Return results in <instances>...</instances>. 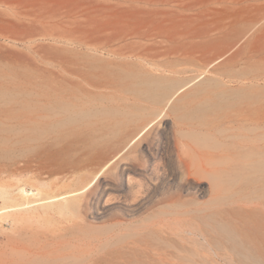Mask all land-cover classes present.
<instances>
[{"label": "rangeland", "instance_id": "374dc122", "mask_svg": "<svg viewBox=\"0 0 264 264\" xmlns=\"http://www.w3.org/2000/svg\"><path fill=\"white\" fill-rule=\"evenodd\" d=\"M9 1L0 0V11L7 16L0 15V91L16 94L27 81L44 78L73 88L83 106L74 123L59 130L58 143L38 140L12 147L7 156L0 152V167L6 169L0 172V264H27L29 261L30 264H229L216 257L209 243L208 237L218 235L217 223L205 218L215 211L211 208L215 192L227 195L229 190L218 179L187 177L178 158L181 155L180 158L197 163L205 152L221 153L220 145L227 144L226 137L234 128L230 120L237 115L256 118L264 114V39H259L262 43L257 39L254 44L260 36L251 34L248 44L252 49L248 44H237L241 50L233 45L224 50L225 53L213 54V61L205 63L202 62L206 58L202 55L204 51H199L200 57L196 51L198 59L195 51L189 54V50L188 54L183 50L175 57L167 56L168 51L164 49L168 46L163 45L166 42L169 46L176 44L167 37L140 38L133 33L134 38L131 37L122 28L124 22L135 26L134 32L147 30L149 34L155 33L154 25L148 24L146 28V20L120 11L116 7L117 0H70L67 2L70 6L67 0H51L49 5L46 0H25L26 4L23 0ZM57 1L58 4L65 2L60 3V7ZM158 1L162 6L154 7L153 21L157 18L154 23L165 19L159 26L166 24V29L175 31V23L181 26L182 15L188 13H179V17L169 13L181 11L190 0ZM194 1L208 9L201 19L202 22L206 17L208 22L200 24H214L215 27L210 28L230 24L236 15L238 19L235 17L232 21H241L238 27H242L247 17L241 10L227 8L232 0ZM253 3L263 4L264 1ZM64 4L76 13L74 11L73 15V10L63 9ZM41 5L45 9H41ZM135 5L142 7V3ZM171 8L173 11L169 10ZM27 9L29 12L33 9L31 17ZM217 9L223 18L225 12L227 17H219ZM48 10H52L53 15L58 14V20ZM158 10L162 13L157 14ZM162 10L170 11L169 15ZM226 10L234 16H229ZM83 11H92L94 16ZM253 11L252 15L257 10ZM166 16L168 19L163 18ZM151 17L148 21L152 23ZM64 20H70L68 25L64 22L69 27L58 24ZM139 20L143 25H138ZM74 22L77 27L71 24ZM169 23L172 24L167 28ZM31 26L34 28L27 31ZM35 28L39 33L33 32ZM50 28L56 31L53 33ZM122 30L124 34L121 35ZM52 34H56V38ZM140 42L145 44L144 49ZM155 43L157 48L152 51ZM148 46H152L151 49ZM159 51H164L165 55ZM190 55L194 57L191 59ZM182 56H187L186 60ZM147 77L174 82L176 89L182 87L183 91L177 92L171 102L159 110L152 104L137 102L139 97L129 91L119 93L116 90L133 85L141 87ZM121 101L136 102L137 107L111 110L116 104H122ZM21 164H26L25 169L15 170L16 166L22 167ZM19 187L25 190L26 198L19 195ZM49 196H57L61 201H56L58 198L48 200ZM75 198L84 199L85 203L76 210L58 213L57 203L65 204L66 200ZM192 200L197 202L196 206L190 204ZM182 203L183 206H178ZM187 210L190 214L185 219L175 215ZM234 221L240 222L239 219ZM46 234L65 247V251H61L63 255L36 260L23 258L16 251L25 239H41Z\"/></svg>", "mask_w": 264, "mask_h": 264}, {"label": "bare ground", "instance_id": "6f19581e", "mask_svg": "<svg viewBox=\"0 0 264 264\" xmlns=\"http://www.w3.org/2000/svg\"><path fill=\"white\" fill-rule=\"evenodd\" d=\"M7 1H9V0H7ZM26 1H28V0H26ZM40 1H42V0H40ZM46 1H48L47 2L48 5L50 2H52L51 0H46ZM58 1H57V4H58ZM65 1H63V2H65ZM69 1L70 0H67L66 3ZM117 1L118 2H117L116 7H119L120 11L122 10L125 13L126 12H130L131 14L133 13V15H135L134 17L138 16L141 18L142 21H143V19L146 20L144 23V25H146V28L148 27V24L154 25L152 27V30H155V33L149 34L148 33L149 31L147 32V30H145L146 28L145 29L143 28L145 31L136 30V32H134L133 30H135L137 28L134 29L135 26L133 27L130 24V22L129 23L124 22L123 24H121L122 28L124 29V31L129 32L131 34V37H133L134 35H135L134 37L138 36L140 38H142L143 36L144 37L145 36L146 37L147 36H151V37L153 36L154 39L167 37L169 41L176 43L175 45L169 46L168 45L169 43L167 45H165L167 42L165 43V41H163L165 43L163 46H165V48L168 46V48L164 49L165 51L166 50L168 51V52H166V54H168L167 56L172 54L173 57H175V55H178L183 50H187V54H188V50H189L190 52L195 51L193 53H195L194 56L196 57V51H198V53H199V51H204V53H206V52L207 53L202 54L203 56L205 55V57H206L205 59H203L205 61H202V62L206 63V62H211L213 54L215 56L220 55L221 52H223L224 50L226 51V49L229 50L231 47H233V45L235 47L237 44H240V43L241 44H248L249 41L252 40V39H250V38H252L251 34H256V35L260 36L259 38L256 37L254 44H256L257 39H258L259 43H262L261 41H263V39H264V3L263 4H254L253 3V2L261 3L264 0H241V2H239L237 0H232L231 2H229L230 6H227V8H229L231 10L232 9L233 10L238 9V10L242 11L241 13H243V14L246 13L247 17L244 19V21L242 20L243 21L242 27H238L239 26L238 24L241 22V21H237L238 15L234 16V13H232L236 10L232 11L231 12L232 14L229 13V10H226V11H228L227 13H229V16L230 15L234 16V17L232 16L233 19H235V17L237 18L235 20V22H233L232 21L233 19H232L230 24L228 23L230 21H228L227 20L228 18H227L226 21H228V22L224 23V24L228 23L227 25H223V26L219 25L221 27L217 26V28H212V27L210 28L209 26H213L214 24L212 25L210 23L211 25L207 26L206 24L208 22V19L206 20L205 16H204L205 20L207 21L206 24H204V23L200 24L201 19H204L202 16L205 15V13H206V11H208V9H206L203 4H199L194 0H190L189 2L187 1L186 4L183 5L182 10L177 11V13L173 14L170 11L164 10V11H167V14L170 12L169 14L172 16H175V17H179V15H178L179 13L180 14L183 12L188 13L185 15L181 14L182 17L184 16L183 21H182L183 23L181 26L178 25L177 23H175V25L173 27L176 29H178V27L179 28L182 27V29L180 28V30H182L181 32H179V29H178V32H175L176 29H175V31L173 30V32H172L171 28H169V29H171V32H169L170 30L165 28L166 24L163 23L165 27L163 25H162L163 27H161V25L159 26L160 22L154 23L157 19L156 18L155 21H153L155 18L153 16V15H155L154 11H153L154 7H156V9H158L157 7L162 6L161 2L158 0H154V1L153 0H117ZM171 1H173V0H171ZM9 2H11V0ZM9 2H8V4H9ZM24 2H25V0H23V3ZM34 2H32V3H34ZM63 2L60 1L59 4L63 3ZM89 2H91V1H89ZM169 2H170V0H169ZM20 3H21V1H20ZM26 3H24V4H26ZM38 3H39V1H38ZM55 3H51V4H55ZM139 3H142V7H140V6L138 7L137 5H135V4H139ZM24 4H23V7H24ZM67 4L69 5V3H67ZM164 4L166 5V3H164ZM211 4H213V3H211ZM36 5L37 4H35L34 6L36 7ZM107 5H108V3H107ZM114 5H116V4H114ZM178 5H180V4H178ZM227 5H229V4H227ZM238 5H239V7H235ZM13 6L14 5H12V7ZM56 6L51 5V7H56ZM64 6H66V5L64 4L62 7H64ZM71 6L73 7V5H71ZM102 6H105V5L103 4ZM174 6H176V5L174 4ZM20 7H22V5ZM43 8H44V5H43ZM43 8L41 5V9H43ZM65 8H67V6L64 7L63 9H65ZM80 8H79V10H80ZM114 8H115V6H114ZM164 8L166 9V7H164ZM30 9H31V7H30ZM53 9H55V8H52V10ZM67 9L70 10L71 8L68 7ZM104 9H106V8H104ZM110 9H112V7ZM167 9H168V7H167ZM211 9H213V6ZM253 9L254 10L256 9L258 11V12L256 11L257 13L255 12L254 15H252V13H250L251 11L254 12ZM27 10L29 12V9H27ZM32 10H30V12H29L30 17L33 14L32 13L30 15ZM52 10L51 11L48 10L50 12V13L49 12L48 13L51 14ZM69 10H67V11H69ZM71 10H73V8ZM71 10H70V12H71ZM77 10H78V8H77ZM106 10H103V11H106ZM169 10L173 11L172 8ZM213 10L215 11V9H213ZM5 11H7V10L5 9ZM41 11L45 13V10L44 11L41 10ZM74 11L76 13V10H73V13H72L73 15H74ZM113 11H114V9H113ZM116 11H117V9H116ZM159 11L160 10H158L157 14L162 13V12L159 13ZM223 11H225V7H224V10H222V12ZM18 12H20V11H18ZM59 12H61V11L59 10ZM83 12H86V13L88 12V15H91L93 13L92 11L91 12L90 11H83ZM174 12H176V9ZM217 12H219L218 9H217ZM217 12H216V14H217ZM1 13L2 12L0 11V15L4 14V16H5V17L3 16L4 18L7 17L5 13H2V14ZM77 13H80V12L77 11ZM104 13H102V14H104ZM209 13L208 14L211 16V11ZM225 13L223 14L224 18L227 17V15ZM8 14H10L12 16V14L10 12ZM53 14H51L52 17L54 16L53 18H55L56 15H58V14H56V15H53ZM26 15H28V14H26ZM80 15L82 16V14H80ZM85 15L86 14L84 13L83 16H85ZM96 15H97V13H96ZM96 15H95V17H96ZM140 15H142V16H140ZM143 15H145V16H143ZM218 15H220V12L218 13ZM218 15H216V17ZM91 16H94V15H91ZM150 16H152L151 18H153L152 23L148 21V20H150L149 19ZM162 16H163V14H162ZM172 16H169V17H172ZM221 16H222V14L219 17H221ZM24 17H25V15H24ZM34 17H32V18H34ZM58 17L59 16H57L56 19ZM167 17L168 16L163 17V18H167ZM213 17H214V15H213ZM216 17H214V18H216ZM243 17H245V15H243ZM4 18H2V19H4ZM47 18L49 19V16H47ZM60 18H62V17L60 16ZM160 18H161V16H160ZM172 18H174V17H172ZM172 18H170V19H172ZM207 18H209V16H207ZM222 18H223V16H222ZM9 19H10V17H9ZM41 19L44 20V18H41ZM159 19H158V21H160ZM50 20H52V19H50ZM53 20L55 21V19H53ZM82 20H85V19L82 18ZM134 20H135V18H134ZM136 20H137V18H136ZM164 20L165 19H162V22ZM169 20H166V21H169ZM205 20H203V21L205 22ZM209 20L212 21V18ZM79 21H78V23H79ZM85 21H87V19ZM85 21H83V23ZM92 21H93V23H95L94 20H92ZM217 21H219V20H217ZM220 21H222V19ZM64 22L65 23L68 22L67 23V25H68L70 20H68L67 22H66V20H64L63 22H59L58 24L63 23L65 26H67ZM88 22H89V20H88ZM88 22H87V24L92 23V22H89V23ZM170 22H172V21H170ZM76 23H77V21H76ZM138 23H137L138 25H141V24L143 25V23L140 20ZM179 23H181V21ZM214 23H216V20ZM71 24H73V26H74L75 22L71 23ZM71 24H70V26L72 27ZM84 24H86V23H84ZM170 24H172V23H169L167 25V28H168V26H170ZM38 25H40V24H38ZM138 25H137V27H138ZM21 26L22 25H19L18 27H21ZM40 26H42V25H40ZM61 26H62V24H61ZM75 26H76V24H75ZM78 26H79V24H78ZM3 27H5V26L3 25ZM8 27H10V26L8 25ZM18 27H17V29H18ZM67 27H69V26H67ZM213 27H215V26H213ZM10 28H12V27H10ZM31 28H34V26L33 27L31 26L29 28L27 27V31H29L28 29H31ZM47 28H46V30H47ZM21 29H23V27H21ZM50 29H52V28H50ZM83 29L85 30L86 28H84V26H83ZM148 29L150 30V28H148ZM37 30H39V29L35 28V30L33 32H35ZM64 30H63V32H64ZM71 30H70V32H71ZM55 31L53 30V33ZM37 32L39 33V31H37ZM40 32H41V30H40ZM47 32H49V31H47ZM122 32H123V30L121 31V35H122ZM65 33H66V31H65ZM67 33H68V31H67ZM132 33L134 34L133 36H132ZM172 33H174V34H172ZM23 34H24V32H23ZM29 34H27V35H29ZM49 34H51V33H49ZM49 34H47V35L49 36ZM56 34H52V35L56 38V36H55ZM123 34H124V32H123ZM21 35H22V33H21ZM33 35H34V33H33ZM33 35L32 36L29 35V36L33 37ZM47 35H46V37H47L46 39H48ZM52 35H50V36H52ZM57 35L61 36L62 34H57ZM63 35H64V33H63ZM125 35L127 36L129 34L126 33ZM73 36H74V34H73ZM73 36H72V38H73ZM37 37H36V39H37ZM65 37L68 38V36H66V35H65ZM69 37H71V35H69ZM61 38H64V37L62 36ZM254 38H253V41H254ZM30 39H32V38H30ZM148 39H145V40H148ZM67 40H69V39H67ZM181 40H183V42H180ZM136 42H137V40H136ZM161 42L162 41H160V43ZM157 43L159 46H161L159 44V42H157ZM157 43H155V45H153L154 48H152V51H154V49L157 48ZM152 44L153 43H151L150 45H152ZM161 44H163V43H161ZM262 44L264 45V43H262ZM134 45L138 48L143 46L142 47L143 49L145 47L144 43L143 44L141 43V46L139 45L140 47L136 44H134ZM248 45H247V48H248ZM251 45L253 46V44H251ZM237 46H239V45H237ZM148 47H147V49H148ZM150 47H152V46H150ZM249 47H251V46L249 45ZM263 47L264 46H262V48ZM162 48H160V49H162ZM238 48H240V46ZM251 49H252V47H251ZM240 50H241V48H240ZM139 51H141V49ZM156 51L158 54V50H156ZM225 51L223 53H225ZM163 52L161 53V51H159V53H161L162 55H165V54H163ZM190 52H189V54H192V52L191 53ZM181 53H183V52H181ZM200 53L198 55L199 57L201 56ZM157 54H156V56H157ZM142 55H144V54H142ZM148 55H149V53H148ZM144 56L148 57L147 54ZM162 57H165V56H162ZM191 57H192V55H190V58ZM197 57H196V59H198ZM207 57H209L210 59H208ZM186 58H187V56H186ZM186 58H184V60H186ZM201 59H202V57H201ZM192 61H194V60H192ZM212 61H213V59H212ZM42 75H43V73H42ZM47 77H48V75H47ZM47 79H49V78H47ZM23 88H25L24 91L22 90ZM23 88L20 90V92H18L16 94H12V93L7 94L6 92L0 91V152L4 153L6 156H7L8 152L10 151V149L14 146L15 147H17V146L21 147L23 145H28L29 143L34 142V141H38V140L39 141H50L51 140L53 142H57V140H59V135H58L59 130L63 129L64 127H66L67 125H69L71 123H74V120L77 117V114H79V110H81L82 106H83L82 104L79 103L80 99L78 98V94L76 92H74L73 88H69L68 86L60 85L58 83L51 82L49 80H44V78L38 79L35 81H27L24 84ZM116 90L119 93H125V92L129 91L132 95L139 97V100H137V102H146V103L152 104V105L156 106L159 110L163 107H166L171 102L172 98L175 96V94L177 92L179 93V92L183 91L182 87L176 89V87L174 86V82L167 81L166 79L152 78V77H147L145 79L144 85L141 87L133 85V86L126 87V88L118 87V88H116ZM121 102H123V101H121ZM134 103H136V102H134ZM134 103H132V104H126V102H123L122 104L118 103L115 105L114 108H111V110L117 112V111L123 110L126 107L135 109V107H137V106ZM120 108H122V109H120ZM82 115L83 114H81L80 116H82ZM244 116L237 115L232 120H230L231 125L234 128L231 129L233 131H231V133L228 134L226 137V141L228 140L227 144L224 143V144L220 145L221 146L220 147L221 153L212 154V155L206 154V152L204 154L202 153L204 156H203V158H200V160L197 163L192 162L190 159H182V158H180L181 155L180 156L178 155L179 156L178 161H179V164L184 167L185 174H187V177H196V178H200V179L205 177V178H209L213 181H216L218 179V181H220L222 184L225 185L223 187L226 190H229V193L227 195L222 194L221 192L219 193V191L215 192L213 204L211 205L212 206L211 208H214L215 211L212 212L211 214L205 216V218H208L209 220H215V222L217 223V225H216V230L218 231L217 237L216 238L208 237L210 245H212L213 249L215 250L216 257L219 260H224L225 262L228 261L229 264H264V114L262 116H259V117L257 116L256 118L244 117ZM39 131H40V134H38ZM203 141L206 142V139L203 138ZM19 152H20V150H19ZM4 158H2V159H4ZM21 165H22V167L16 166L15 170H20L21 168L25 169L26 164H21ZM3 167L4 166L0 167V172L6 171V169H3ZM24 191L25 190H23V188L22 189L20 188L19 195L21 194L22 196H25L24 198H26L27 194L24 193ZM36 195H38V194L36 193ZM28 196H30V195H28ZM56 198H58V197L57 196L47 197L48 200L49 199L50 200H52V199L56 200ZM83 200H79V199L75 198V199H72V201L69 199L66 200L65 204H62L61 202H59L56 205V210L58 211V213H60L62 211L76 210V208H78L80 206V204L83 203ZM56 201H61V199L58 198V200H56ZM189 202H186V203L189 204ZM84 203H85V201H84ZM190 204L192 206L193 205L196 206L197 202L195 200H192ZM26 205H29V204H26ZM178 206H180V207L183 206V203L179 204ZM184 208H185V206H184ZM189 214H190V210H187V211H184L182 213L181 212L177 213L175 215H177L178 217H183L182 219H185ZM235 219H239L240 222L236 223L234 221ZM60 227H62V226H60ZM65 230H66V228H65ZM207 233L208 232L205 231V234H207ZM39 237H42V236H38L37 238H39ZM17 247H18V249L16 251L18 252V254L21 257L33 258L36 260H41L45 257H52L53 255H56V256L63 255V253L61 251H63L65 248L64 246H61L60 244H58L55 239L50 238V235L48 236L47 234L45 235V237H42L41 239H33V240H30V239L26 240L25 239L24 242L19 244ZM67 249H66V251H68ZM12 256H15V255H12ZM33 262L37 263L36 261H33ZM46 263H49V262H46ZM27 264H30V261ZM39 264H41V263H39ZM42 264H43V262H42Z\"/></svg>", "mask_w": 264, "mask_h": 264}]
</instances>
